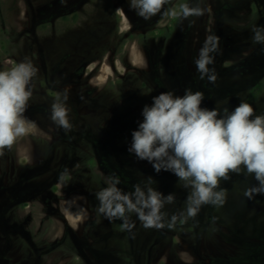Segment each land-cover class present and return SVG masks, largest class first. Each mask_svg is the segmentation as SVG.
Returning <instances> with one entry per match:
<instances>
[{"label":"flooded vegetation","instance_id":"flooded-vegetation-1","mask_svg":"<svg viewBox=\"0 0 264 264\" xmlns=\"http://www.w3.org/2000/svg\"><path fill=\"white\" fill-rule=\"evenodd\" d=\"M14 1L16 6L13 9L4 10L0 7V30L4 31L13 22L15 32L19 33L18 27L23 29L21 20L26 18L28 11L30 14L29 20L25 22L26 27L28 31H36L31 27L36 8L29 10L25 7L22 10L17 6L18 0ZM82 1L77 10L82 13L80 12L75 24L70 21L68 24L57 25L53 10L44 20L36 23L41 27L44 24L47 26L45 35L41 40H30L28 44V57L37 72L28 85L32 94L24 116L41 130L40 135L34 138L36 145L48 147L50 152L40 159L39 150L38 159L30 163L17 156L15 144L11 149L0 150V264H91L107 254L106 250L99 248V244L103 242L102 237H94V229L88 227L92 212L86 192L81 187L83 183L71 176V173L83 174L85 168H88L86 162L93 161L119 178L117 188L123 193L134 191L133 184L121 175L110 150L116 145L123 155L120 159L129 166L136 165L137 162L152 164L138 159L128 151L131 141L121 144L116 139L128 131L138 129L139 123L143 121V107L151 106L153 97L160 94L154 90L156 86L168 92L166 85L156 74L158 54H155V48L162 49L171 41H179L183 44L181 50H185L188 48L186 43L194 40L201 45L200 49L197 50L191 44L188 50L197 51L199 55L208 36L219 37L216 50L210 53L213 63L208 67L215 68L219 63L231 65L232 78L246 80L245 86L232 94L237 100L240 99L238 104L242 101L248 104L253 101L264 102V59L260 60L258 56L252 55L250 50L232 55L229 51L238 42V34L229 29L227 23L239 13L245 15L248 24L255 23L257 19L264 22V0H240L234 5L225 1L214 5L210 0L203 6L202 0H184L188 1L187 5L190 7L199 6L203 9L202 15L188 18L180 15L181 0H172L173 8L171 4H165L155 17L149 19L137 14L138 10L131 6V0H121L122 10L116 9L119 18L124 17V5L127 1L134 9L133 18L128 19L126 32L122 35L124 40L119 39L122 33L115 41L106 36L102 53L88 62L79 61L65 66L63 62L47 57L45 42L54 29L65 25L76 26L86 20L89 0ZM173 10L177 13L176 16L166 14ZM12 11L16 13L13 21L8 19ZM65 11L62 10L58 17H65ZM214 19L217 23L215 28L212 25ZM112 29L113 26L108 34H111ZM118 29L124 31L121 26ZM7 45L11 50H7L6 44L0 41V71H8L26 60L21 56V44L18 41ZM118 48L125 50L124 57L115 55L121 53ZM112 52L114 56L110 57ZM2 53H8L9 57L5 58ZM104 65L109 66L110 72L102 73ZM151 73L152 78H149ZM128 74L130 78L124 79ZM124 87L129 93L135 92L143 98L140 105L133 107L132 119L128 120L131 116H127L124 110L109 108L108 120L101 121L102 99H107L108 93L113 90L118 92ZM150 87H154L151 88L153 92ZM56 102L68 109L71 125L69 129L58 126L51 119L52 105ZM216 103L205 99L201 107L209 110L222 107L220 113L223 115L225 109L228 111L235 104L234 101ZM83 133L87 146L82 149L83 155H79L76 154L79 140L76 141L74 136L78 137ZM77 199L81 202L85 220L83 222L81 219L78 229L74 230L64 221L59 207ZM94 215L97 222L102 221L98 214ZM190 239L185 235L171 234L162 243L155 241L149 246L147 264H234L226 260L225 254H233L235 245L223 244L224 247L221 245L220 248L198 250ZM243 244L257 258L258 263L255 264H264V239H246ZM182 253L190 259L186 261L180 257Z\"/></svg>","mask_w":264,"mask_h":264},{"label":"rangeland","instance_id":"rangeland-1","mask_svg":"<svg viewBox=\"0 0 264 264\" xmlns=\"http://www.w3.org/2000/svg\"><path fill=\"white\" fill-rule=\"evenodd\" d=\"M208 1L210 0H202L201 6ZM223 1L233 5L240 2V0H211L214 5H218V3ZM82 3V0H18L17 6L22 8V10L25 7L29 10L36 8L37 12L33 14V23L31 24V27H34L36 31H31L30 29L28 31L26 27L27 24L25 22L29 20L28 15L30 14L27 11L26 18L21 20L23 29L18 27L20 32H15V23L11 22L10 27H6L4 31L0 30V41L6 44L7 50H11L7 44L10 42L13 44L18 41L21 44L20 52L22 58H26L25 61L29 62V41L41 40L47 27L45 24L41 27L36 25V23L42 19L44 20L54 10L52 14H54V21L57 25L61 23L68 24L70 21L71 24H75L74 22L78 19L80 12L82 13L80 10L77 11ZM179 3L184 5L188 4V1L181 0ZM15 4L13 0H0V7L4 10L15 8ZM168 4H171L173 8L172 0H169L166 6ZM51 5L53 6L51 7ZM124 6V17L121 19L116 13L117 8L119 10L123 8L121 0H89L86 7V20L81 21L76 26L65 25L64 27H58V29H54L49 33L45 42L47 57L63 62L65 66H70V64L79 61L88 62L95 55L102 53L103 40L106 36H110L111 41H115L122 33L119 39L124 40L122 35L126 32L128 19L133 18L134 13V9L131 8L128 1ZM62 10H66L65 17H58ZM15 14L12 11L11 17L8 19L13 21ZM227 23L228 28L237 31L238 34V42L234 45L233 50L229 51L232 55L243 50H250L252 55L258 56L260 60L264 59V43H257L253 39V29H264V22L257 19L255 23L251 22L248 24L245 20V15L239 13L228 20ZM212 25L213 28L217 26L215 19ZM112 26V32L114 30L115 32L108 34ZM119 26L124 31H119ZM191 44L195 45L197 50L201 47L194 40L192 42L188 41L186 46L189 48ZM182 45V42L171 41L162 49L155 48V54H158L156 74L166 85L167 90L173 92L175 96H183L185 90L201 92L204 100L208 99V101L217 102L216 104H226L234 101L235 104L228 112L234 110L239 105L238 100L240 99L237 100L232 94L237 93L241 87H244L246 80L240 77L232 78V66L220 63L215 68L208 67L210 69L208 75L216 76L214 82L209 80L208 75L201 79V73L197 70L195 64V60L199 56L197 51L194 52L188 50V48L181 50ZM118 50L121 53L115 55L121 58L124 57L125 50L122 48H118ZM113 52L110 57L114 56ZM1 55L5 58L9 57L8 53L5 55L2 53ZM25 61L23 60L22 62ZM106 72H110V68L104 65L102 66V73ZM152 75L153 73L149 74L148 77L152 78ZM129 76L130 74L126 75L124 79H129ZM110 85L113 87V84L110 83ZM151 88L154 87L149 88L153 92ZM154 90L158 93L166 92L159 86H156ZM129 92L124 87L118 92L113 90V92L108 93L107 99H102L101 121L108 120L107 111L109 108L124 110L127 116H131L128 120L132 119L133 107L140 105L143 98L139 97L135 92ZM256 102L253 101L250 104L254 109V115H264V102H257V104ZM212 109H217L221 112L222 107H213ZM128 128L130 127L128 126ZM74 138L76 141L77 139L79 140L77 141L78 149L76 154L83 155L82 149L84 150L87 146L85 133L78 137L74 136ZM116 141L121 144L132 141V132L128 131L118 137ZM110 155L121 171V175L133 186L139 185L145 190L150 186L164 196L174 194V202L166 204L162 211L167 215L176 213L180 219L176 226L173 225L169 228L167 226L168 223H166L165 227L159 229L154 227L146 228L138 217L130 216L129 213H126L128 224L130 225L128 228L124 227L125 221L123 219H108L103 213L98 211L100 202L97 199V193L109 187L111 179L115 178V176L107 172L103 167L98 166V163L94 164L93 161L86 162L88 168H85L83 174L75 172L74 174L71 173V176L80 179V182L83 183L81 187L86 192L90 202V211L92 212L88 227L94 229L92 233L94 237H102L103 242L99 244V248L107 251V254L102 255L95 262L92 261L91 264H147L149 246L155 241L162 243L164 240H168L171 234L190 237L193 245L197 246L198 250L220 248L221 245L224 247V245L228 244L235 245L236 250L233 254L230 253V256L227 253L225 254L227 261L234 264L258 263L252 251L243 244L246 239H264V194H253L252 198L244 194L246 190L258 185L253 175L247 174L246 170H242L239 174L229 173L230 178L227 180L221 179L217 189L218 191L221 189L226 190L224 203L219 206L212 204L203 205L195 217L184 219L181 213L184 212L186 207V199L190 189L185 188L183 181H179L173 172L163 169L156 172L153 164H147L146 162L145 164L144 162H137L136 165L129 166L120 159L123 155L116 145L111 148ZM149 177L152 178L151 182ZM95 213L98 214L102 221H96ZM224 250L226 251V248Z\"/></svg>","mask_w":264,"mask_h":264},{"label":"clouds","instance_id":"clouds-1","mask_svg":"<svg viewBox=\"0 0 264 264\" xmlns=\"http://www.w3.org/2000/svg\"><path fill=\"white\" fill-rule=\"evenodd\" d=\"M168 0H131V6L145 19L156 15ZM176 16L173 10L166 13ZM199 6L181 5L183 18L199 16ZM253 39L264 43V29L254 28ZM219 37L208 36L195 60L201 79L208 75V65L213 63L210 56L217 48ZM37 69L29 62H21L8 71H0V150L11 149L18 137L29 133L31 121L24 116L27 102L31 97L28 85ZM215 81V75H208ZM66 98V97H65ZM203 93L185 90L183 96L173 92H162L153 97L151 106L142 110L143 121L132 132L128 149L140 160L153 164L156 172L161 169L173 172L183 181L190 192L181 216L195 217L203 205H222L226 190H217L221 179H229V173L239 174L246 170L258 182L257 186L245 191L264 194V115H254L253 107L240 102L231 112L225 109L223 115L217 109L201 107ZM51 119L64 129L71 127L68 109L60 102L52 105ZM152 178L149 177L151 182ZM119 178L111 179L110 186L97 193L100 202L98 211L108 219L120 218L128 228L126 213H136L146 228L165 227L166 204L174 202V194L164 196L161 192L147 187L134 186L132 193H123L116 185ZM178 217L173 215L168 227Z\"/></svg>","mask_w":264,"mask_h":264},{"label":"crops","instance_id":"crops-1","mask_svg":"<svg viewBox=\"0 0 264 264\" xmlns=\"http://www.w3.org/2000/svg\"><path fill=\"white\" fill-rule=\"evenodd\" d=\"M27 120L31 121L30 119L27 118ZM32 122V121H31ZM41 130L34 124L32 123V126L29 130V133L25 136L18 137L15 141L16 145V153L17 156L24 161L33 163L38 159V155L40 153V159L44 158V155H48L50 152L48 147L43 148L41 146H37L36 142L34 141L35 137H38L40 135ZM49 149V150H48ZM40 150V152H39ZM49 151V152H48ZM39 152V153H38ZM47 157V156H45ZM66 159V158H65ZM32 165V164H30ZM71 206V208H69ZM59 211L61 215L64 218V221L66 224L70 227H72L74 230L78 229L79 221L83 219L84 222V217L85 215H82V205L79 199L69 201L67 204H62V206L59 207ZM130 216L135 215L133 213H129ZM173 215H176L178 219L176 220L174 225H177L179 223V215L176 213H169L168 215L166 214L165 221L164 223H169L171 222V217ZM81 216V217H80ZM180 257H183L186 261H188L190 258L186 254H180Z\"/></svg>","mask_w":264,"mask_h":264}]
</instances>
